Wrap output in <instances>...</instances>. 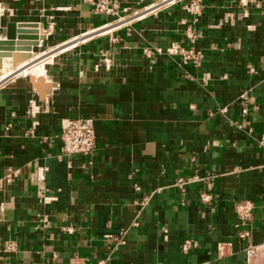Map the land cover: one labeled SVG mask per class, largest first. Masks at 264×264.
<instances>
[{
  "label": "crops",
  "instance_id": "crops-1",
  "mask_svg": "<svg viewBox=\"0 0 264 264\" xmlns=\"http://www.w3.org/2000/svg\"><path fill=\"white\" fill-rule=\"evenodd\" d=\"M253 1L204 0L205 58L188 79L176 60L145 53L187 44L180 3L130 32H97L105 18L80 0H0V41L9 23L26 24L25 37L37 24L39 38L29 51L0 47V73L13 71L0 82V264H247L249 244L264 264V13ZM37 51L54 52L44 95L15 75ZM78 116L95 119L98 147L62 155L61 122ZM179 176L200 178L184 197ZM41 188L56 199L42 203ZM247 201L244 239L235 207ZM186 238L199 247L184 255Z\"/></svg>",
  "mask_w": 264,
  "mask_h": 264
},
{
  "label": "built area",
  "instance_id": "built-area-1",
  "mask_svg": "<svg viewBox=\"0 0 264 264\" xmlns=\"http://www.w3.org/2000/svg\"><path fill=\"white\" fill-rule=\"evenodd\" d=\"M83 4H87L93 8L95 15L105 18V23L97 30L105 27H110V31H120L125 28L130 32L134 23L140 22L151 15H157L160 12L167 10L171 6L181 4V19L179 23L186 26L185 37L187 44L172 43L165 50L155 47L154 51L151 48H146L145 53L148 56L167 55L176 60L179 66L184 70L185 77L193 78V74L188 71V68H199L200 64L205 58L202 50L197 48V41L199 40L200 31L198 30V23L200 15L204 9V0H137L134 4H124L122 0H80ZM253 2H257L256 0ZM257 7L264 13V0H259ZM104 32V34L110 32ZM88 33H84L86 35ZM103 34V33H102ZM113 43L122 41V37L114 36L111 38ZM253 70V69H252ZM246 113L247 110H244ZM61 140V154L65 156L70 155H90L98 147V134L95 125V119L86 116H78L75 118H65L61 122L60 131ZM37 179L43 181L44 170L39 168L37 172ZM208 180L207 190H202L199 194V200L202 204L210 206L213 201L212 187L216 180V175L209 174L205 178ZM200 180L199 176H179L174 186L179 190L184 197L187 189L196 181ZM39 196L44 204H49L56 199L55 196H49L45 188L39 189ZM238 222L237 227H243L239 231V236L248 239L252 236V225L254 223V204L250 201L245 203H238L235 207ZM134 225H138L137 222ZM66 232L71 233L72 227L64 228ZM12 242L5 244L6 251H12ZM120 243L125 241L121 237ZM199 247V242L194 239L186 238L180 244V251L187 255L192 250ZM219 253L222 254L221 248ZM247 264H259V256L261 254L258 245L249 244L246 250ZM32 264H42L35 261ZM97 264H111L108 259L100 260ZM202 264H209L205 262Z\"/></svg>",
  "mask_w": 264,
  "mask_h": 264
},
{
  "label": "bare ground",
  "instance_id": "bare-ground-1",
  "mask_svg": "<svg viewBox=\"0 0 264 264\" xmlns=\"http://www.w3.org/2000/svg\"><path fill=\"white\" fill-rule=\"evenodd\" d=\"M109 28L110 27H105L104 30H108ZM101 31H103V29H100L97 32H101ZM97 32H93V35L95 33H97ZM88 36H91V33H89ZM63 50L64 49H62V51ZM53 53L51 52V54H46V55L44 53H41V54H39L37 56L34 55V58L33 59H35V58H38V59H36L32 63H30L27 67L25 66V63H22V65L20 67L21 69H19L18 71H16L15 75L31 74V76H33V79L35 80L36 87L38 88V90L41 91L40 92L41 95H44V93H43L44 87L51 88L50 84H44V82L47 83V81H46L47 79H46L45 63H51L52 62ZM24 57H25V55H24ZM17 66H18V64H17ZM22 66H24V67H22ZM35 66H36V68H35V70H33L32 68H34ZM4 67H5V69H4ZM4 67H3V69H4L3 72L0 73V79H6L9 75H12V72H13V71H11L12 68L7 67V66H4ZM42 82H43V84H42ZM40 83L42 84L41 85V88L39 87Z\"/></svg>",
  "mask_w": 264,
  "mask_h": 264
},
{
  "label": "water",
  "instance_id": "water-1",
  "mask_svg": "<svg viewBox=\"0 0 264 264\" xmlns=\"http://www.w3.org/2000/svg\"><path fill=\"white\" fill-rule=\"evenodd\" d=\"M26 24H16V23H9L6 29V35H7V40L5 41H0V47H3V50L10 51V50H15L14 47L17 45L19 50H32V47H35L39 44L37 38V24H33L32 27L34 28L33 30V36L30 37H25L24 34H26L23 29L26 27ZM18 29V31H17ZM19 33V36L17 37ZM17 39V40H16ZM2 49V48H0ZM4 57H13V53L10 52H5L2 54ZM27 59L30 58L29 53L26 54ZM26 59V58H25ZM14 62L15 61V56H14ZM26 64L25 66H28Z\"/></svg>",
  "mask_w": 264,
  "mask_h": 264
},
{
  "label": "rangeland",
  "instance_id": "rangeland-1",
  "mask_svg": "<svg viewBox=\"0 0 264 264\" xmlns=\"http://www.w3.org/2000/svg\"><path fill=\"white\" fill-rule=\"evenodd\" d=\"M91 35H92V33H91ZM37 53L38 54H41L42 52H40V51H37ZM36 59H38V58H35L34 59V61L36 60ZM27 67V66H26ZM46 67V66H45ZM35 68H36V66L34 67V68H32L33 70H35ZM47 74H48V72H47ZM27 76H29V75H31V74H26ZM33 77V76H32ZM1 81L0 82H2L3 80H5V79H0Z\"/></svg>",
  "mask_w": 264,
  "mask_h": 264
}]
</instances>
